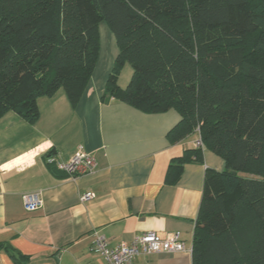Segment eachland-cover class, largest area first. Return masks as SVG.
Segmentation results:
<instances>
[{
    "label": "trees",
    "instance_id": "obj_1",
    "mask_svg": "<svg viewBox=\"0 0 264 264\" xmlns=\"http://www.w3.org/2000/svg\"><path fill=\"white\" fill-rule=\"evenodd\" d=\"M102 24L119 51L103 101L174 110L170 141L197 134L225 162L205 173L192 264H264V0H0V119L35 125L38 99L61 89L76 107ZM193 160L202 149L172 161L167 182Z\"/></svg>",
    "mask_w": 264,
    "mask_h": 264
},
{
    "label": "crops",
    "instance_id": "obj_2",
    "mask_svg": "<svg viewBox=\"0 0 264 264\" xmlns=\"http://www.w3.org/2000/svg\"><path fill=\"white\" fill-rule=\"evenodd\" d=\"M107 28L101 26L97 67L76 107L61 89L38 99L35 125L13 112L0 119V264H108L93 251L95 235L114 249L144 233L164 238L175 232L185 252L139 256L134 264H192L205 173L223 172L225 162L198 148L197 134L170 141L181 120L174 110L146 114L103 101L119 54ZM132 76L127 65L119 86L126 88ZM81 148L96 159L91 174L70 177L47 162L68 161ZM196 149H202L204 163L185 164L177 183L169 184L172 161ZM30 193L40 194L42 209L25 210ZM88 193L92 199L82 201Z\"/></svg>",
    "mask_w": 264,
    "mask_h": 264
},
{
    "label": "built area",
    "instance_id": "obj_3",
    "mask_svg": "<svg viewBox=\"0 0 264 264\" xmlns=\"http://www.w3.org/2000/svg\"><path fill=\"white\" fill-rule=\"evenodd\" d=\"M198 148L203 144L200 139L196 143ZM48 164L55 165L70 177L91 174L95 171L97 163L94 156L79 149L68 161H56L54 158L47 160ZM91 193L82 197V201L91 200ZM44 202L39 193H30L24 196V207L28 212L42 209ZM93 251L101 255L108 264H134L139 256L158 254H176L186 251L185 243L179 232L169 233L166 237H160L155 233H144L135 237L130 243H121L118 247L110 248L105 237L95 235Z\"/></svg>",
    "mask_w": 264,
    "mask_h": 264
},
{
    "label": "rangeland",
    "instance_id": "obj_4",
    "mask_svg": "<svg viewBox=\"0 0 264 264\" xmlns=\"http://www.w3.org/2000/svg\"><path fill=\"white\" fill-rule=\"evenodd\" d=\"M101 26L107 28V26H106L105 24H102ZM101 26H100V29H101ZM107 29H108V28H107ZM102 30H103V28L101 29V32H102ZM126 80H127V76L125 75V72H124V74L122 75V78H121V82H122V84H123V82H125Z\"/></svg>",
    "mask_w": 264,
    "mask_h": 264
}]
</instances>
